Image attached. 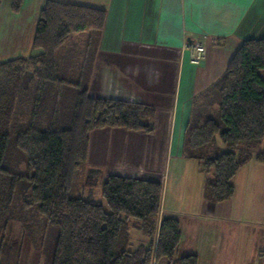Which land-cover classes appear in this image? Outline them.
I'll return each mask as SVG.
<instances>
[{
  "label": "trees",
  "instance_id": "obj_1",
  "mask_svg": "<svg viewBox=\"0 0 264 264\" xmlns=\"http://www.w3.org/2000/svg\"><path fill=\"white\" fill-rule=\"evenodd\" d=\"M24 2L13 0V12L19 13ZM106 20L103 9L48 0L32 41L42 53L0 65V208L2 201L8 208L26 182L22 204L36 207L44 225L59 232L51 264H198L195 255L176 257L182 232L179 220L161 217L164 184L117 175L101 183L91 176L95 181L86 187L89 192L101 187L108 211L78 194L77 179L88 164L95 130H154L153 108L91 97L87 81L69 80L59 70L56 51L76 34L101 33ZM263 73L264 38L244 41L203 96L218 107V120H192L187 128L183 155L200 163L207 175L205 199L212 204L233 199L242 167L264 164ZM14 153L22 154L25 173L12 161ZM1 220L0 264L19 250L7 233L12 217ZM136 228L150 245L132 251Z\"/></svg>",
  "mask_w": 264,
  "mask_h": 264
},
{
  "label": "crops",
  "instance_id": "obj_2",
  "mask_svg": "<svg viewBox=\"0 0 264 264\" xmlns=\"http://www.w3.org/2000/svg\"><path fill=\"white\" fill-rule=\"evenodd\" d=\"M47 1L25 0L21 11L14 13L13 0H0V65L42 53L32 48V41ZM56 1L107 12L101 33L76 34L56 51L59 70L69 80L87 81L91 97L143 104L156 111L150 120L151 133L121 128L92 133L88 162L102 175L99 181L117 175L164 184L161 217L175 218L181 226L177 258L195 255L198 264H261L255 245L241 249L240 263L233 261L239 247H227L221 229L237 221L242 202L247 208L242 218L264 222L259 210L264 205L259 201L264 198L259 194L263 180L259 188L254 182L261 167L252 161L238 172L247 176L243 199L236 202L239 189L235 184L231 201L212 204L205 199L207 175L200 163H188L183 151L192 120L214 118L218 112L203 96L221 79L244 41L264 38V0ZM194 42H204L208 48L200 66L192 65L183 50L186 43ZM74 59H79L76 66ZM263 145L264 140L260 151ZM173 157L179 175L191 173L185 191L188 200L183 202L186 208H179V199L169 203L168 187L165 191ZM134 234L143 240L136 242ZM263 237L264 233L258 241L264 242ZM149 242L138 228L131 231L132 251Z\"/></svg>",
  "mask_w": 264,
  "mask_h": 264
},
{
  "label": "rangeland",
  "instance_id": "obj_3",
  "mask_svg": "<svg viewBox=\"0 0 264 264\" xmlns=\"http://www.w3.org/2000/svg\"><path fill=\"white\" fill-rule=\"evenodd\" d=\"M74 60L75 61L73 62V65L76 66L79 62V59ZM26 99H28L27 103L31 101L29 96H27ZM27 103L26 105H28ZM26 111H28V109L24 108L22 113L26 115L25 119L27 120L29 117H27L28 112ZM214 118L218 120V112L216 113ZM261 151L264 152V145ZM187 159L188 160L186 161H189L188 163H193V165H199L198 161L195 162L193 160H190L189 158ZM12 161L15 163L20 173H25V166L23 164L22 154L14 153ZM174 161L175 157H173V159L169 163L170 173L169 175H167L166 183L168 182V186L167 184H165V191L166 187H168L169 203H173L174 200L177 201L179 199V208H186L187 206H185L183 202L186 203V200H188V196L185 191H187L186 188H189L187 181L191 182V173H183L182 175H179V172L176 170L177 163ZM254 164L261 167L260 175L257 176L256 172L254 182L257 183V186L259 188V184L261 180H263V184L261 185V187L263 186V188L259 189V194L262 192V195L264 197V164H260L257 162H254ZM245 173L246 172H242L234 180V183L237 184L239 189L238 196H236L235 198L236 202L243 199L244 197V179H247V176L244 178ZM91 176L96 177L98 179L102 177V175L98 172L97 169L90 167L88 162V164L85 165L80 171V174L77 179L78 194L81 193V195L83 196L84 193L86 195V199L90 198L91 200L101 203L104 208L108 211L107 204L102 197L101 187L94 190L93 192H89V188L86 187L87 181H90L88 185H91L93 179V181H95V178H91ZM89 178L91 180H89ZM181 183L183 184V186L181 185ZM28 190L29 188L26 182H22L18 187V190L16 191L12 203L8 208H5L7 204L6 201L1 202L2 206L0 208V220L2 219L1 221H5L7 217H12V220L9 224V228L7 229V233L9 232L10 240L17 241L19 246V250H16L9 259L3 260L2 264H51L52 262L53 253L55 249V242L57 240L59 232L57 228L53 226L44 225V220L39 214L38 209L36 207H24L21 201L22 199H24V195L28 192ZM82 190L83 192H81ZM263 200L264 198L262 200L259 199V201H261L260 204L264 203ZM240 208L241 211L239 217L236 219L237 221H233L231 226L227 224V226L224 225L223 227H221L222 233H225L226 246L231 248L233 244L239 247L238 253H234L233 261L240 263V258L242 257L241 249L246 246L255 245V248L257 249L258 259H260L261 264H264V247L260 246L261 244L264 245V242L258 241V236L264 233V222L254 221L247 217L242 218V213H244V216L245 214H247V208L246 205L244 207L243 202L240 205ZM259 210L261 211L260 216L263 215L264 217V205L259 207ZM1 225L2 224L0 222V226ZM239 233H242L241 239ZM245 233H247L249 236L245 237ZM254 235L256 236V239L252 237ZM142 238L143 237L140 236V234H134L133 236V239H135L138 243L143 240ZM231 240L232 242H235V244L232 243ZM134 242L135 241L132 240V243ZM149 245L150 242L148 243L147 247H149ZM131 249L134 248L132 247ZM250 254H252L251 248ZM161 264H168V262L165 260Z\"/></svg>",
  "mask_w": 264,
  "mask_h": 264
},
{
  "label": "built area",
  "instance_id": "obj_4",
  "mask_svg": "<svg viewBox=\"0 0 264 264\" xmlns=\"http://www.w3.org/2000/svg\"><path fill=\"white\" fill-rule=\"evenodd\" d=\"M183 50L188 54L189 61L194 66H200L208 54V48L204 42L186 43Z\"/></svg>",
  "mask_w": 264,
  "mask_h": 264
}]
</instances>
